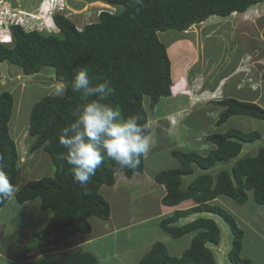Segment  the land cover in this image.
<instances>
[{"label":"trees","instance_id":"trees-1","mask_svg":"<svg viewBox=\"0 0 264 264\" xmlns=\"http://www.w3.org/2000/svg\"><path fill=\"white\" fill-rule=\"evenodd\" d=\"M69 2H102L118 9L113 13L101 11L94 22L80 30L59 12L51 14L53 28L58 32H24L18 25L9 26L14 39L12 47L0 42V64L8 62L20 68L25 76L34 75L45 67L54 70L52 79L70 82L76 72L86 68L93 83L110 80L115 91L101 101L118 107L125 117L136 114L139 123L149 135V114H154L161 98L170 96L171 63L166 47L158 34L167 31L183 32L212 17L227 18L234 13L246 12L264 0H68ZM264 78V75H263ZM147 99L148 111L144 105ZM98 99V97H90ZM13 97L8 91L0 92V153L5 157V171L16 183L18 152L9 135L8 123L13 110ZM83 103L79 94L69 87L62 97L45 96L30 110L27 135L33 139L30 152L42 149L50 158L52 175L30 180L18 188L15 201L23 204L39 200L43 211H50L47 224L32 236L46 247L57 248L76 234L91 231L89 218L103 221L110 215V206L100 194L102 186L111 187L115 182L116 165L109 160L97 169L85 186L74 182L70 166L62 158L65 149L59 143L63 127L74 119ZM223 108L216 125L224 124L232 116H246L264 121V109L255 103L225 98L215 102ZM260 138L257 132L229 129L224 133H211L205 142L213 149L201 155L196 152L171 151L178 167L162 170L152 175L156 184L165 191L163 206L174 207L191 199L195 206L174 210L160 220L159 228L172 239L193 233L189 247L180 256L168 253L162 242H154L137 264H217L208 246L218 245L220 229L211 218L199 217L182 226L174 225L182 218L196 213L217 215L225 221L232 236L227 253L230 264H251L240 257L243 231L234 218L222 207L211 202L225 197L243 206L248 197L255 207L264 204V148L253 157L238 159L230 171L211 175L203 173L183 189L182 178L193 173L192 166L208 171L217 163L236 158L242 143ZM136 169H125L121 174L131 178L145 170V155ZM251 192V196L248 193ZM8 200L0 201V208ZM25 264H98L89 252H68L60 256L45 255Z\"/></svg>","mask_w":264,"mask_h":264},{"label":"rangeland","instance_id":"rangeland-1","mask_svg":"<svg viewBox=\"0 0 264 264\" xmlns=\"http://www.w3.org/2000/svg\"><path fill=\"white\" fill-rule=\"evenodd\" d=\"M7 1L14 8H21L33 13V17H39L38 8L41 0ZM63 3L66 8H59L58 12L70 19L79 28L87 23L94 22L98 13L106 7L98 2H69L63 0ZM256 6L250 7L246 11L248 12L246 15L234 13V16L228 18L212 17L203 23L194 25L186 32L167 31L158 34L171 60L172 76H178V73H181V77L185 78L184 81L191 82L189 87L192 90L189 97L179 95L177 98L160 99L155 113L153 115L149 114L148 127L150 133L148 137L150 139V149L145 153V171L149 175L152 176V174L162 170L178 167L177 160L170 154L171 151H193L201 155L206 154L213 147L206 144L204 138L211 133H224L229 129H236L242 132L254 131L260 135L258 140L242 144V151L237 158L216 164L208 172L211 175L222 170L230 171L237 159L253 156L257 150L264 148L263 120L246 116H232L224 124L215 125L222 111V108L214 103L219 99L231 97L241 101H253L264 109V5ZM106 8L112 10L109 6ZM113 9L118 11L115 7ZM47 25H43V27H49ZM52 30L53 28H49L50 32ZM8 33L9 35L0 29V38L7 35L10 38L8 41L1 43L6 47H12L14 39L10 31ZM53 77L54 70L49 67H45L34 75L25 76L20 68L8 62L0 64V92L3 90L8 91L14 101L8 128L19 157L15 183L17 188L27 181L52 175L53 167L46 152L42 149L35 152L29 151L33 139L27 135V128L31 107L43 97L54 95ZM144 105L148 111L146 98L144 99ZM199 171L198 168H194L192 175L183 177L182 188H185V185L193 177L201 174ZM105 187L102 188L101 194L112 198L111 191L109 192ZM121 191L123 190H119L116 196L112 198L114 209L111 216L115 220L126 221L125 210L121 208L124 206L123 201L127 199L132 203L134 200L136 201L137 190L133 185L129 190L123 191V193ZM251 195V192H249L248 196ZM221 199L217 204L228 213V207L231 206L236 208L235 210L242 217L252 215L250 220H247V224H244L245 228H248L249 223L261 227V213L256 211V207L249 197L248 202L243 207L235 204L229 198L221 197ZM28 203L22 205L12 199L0 209V216L4 217V220L10 218L13 223V228L8 227L12 234H9L7 229L9 242L12 241L15 235L19 241L14 249L15 254L13 256L15 258L16 256H27L26 251L21 247V243L25 244L27 242V252L30 249L36 252L38 249L52 248L42 245L32 236L47 224L51 212L41 210L38 207L39 200L29 201ZM128 206L132 207L131 205ZM152 209L149 206L142 207L138 209L134 216L135 218H143L147 215L145 210L152 213ZM216 218L221 228V241L218 245H212L210 249L217 264H230L226 254L231 247L232 236L227 224L218 216ZM6 224L10 225V222H6ZM255 229L259 231L258 228ZM248 230L249 228L246 229V231ZM158 231L147 232L145 236L139 232L127 233V231H124L118 235H110L105 239L97 238L90 245H87L84 250L93 254L96 259L98 258L99 264L128 263L137 258L138 255H143L146 251L144 248H134L136 242L142 243V241L135 240L136 236L139 237V240L146 237L149 240H155L156 235L162 232L159 228ZM100 233L98 227L94 226L93 231L85 237L94 238ZM4 234L5 232H3ZM168 238L170 237L168 236ZM142 244L144 245V243ZM188 244L186 237L183 236L175 242L172 239L168 240L165 246L170 255L180 256ZM5 245V241L0 242L1 252H5ZM80 250L82 249H75L71 252H79ZM141 251L142 253H140ZM244 252H246L245 248ZM0 264L9 263L6 259H0Z\"/></svg>","mask_w":264,"mask_h":264},{"label":"clouds","instance_id":"clouds-1","mask_svg":"<svg viewBox=\"0 0 264 264\" xmlns=\"http://www.w3.org/2000/svg\"><path fill=\"white\" fill-rule=\"evenodd\" d=\"M136 3H142V0H136ZM104 5L112 8L108 10L105 7L103 8L105 11L115 12L114 7L105 3ZM180 74L178 73V76L171 74L168 99L177 98L179 95L191 96L192 88L189 87L191 82L184 81L185 78ZM69 87L73 93L79 94L83 101L74 114V119L68 126L62 128L59 136V143L65 149L62 158L70 166L74 182L80 186L87 185L105 160L112 161L116 165L115 174H121L125 169L138 168L140 158L150 149V139L139 123L138 115L125 117L118 107L101 102L105 96L115 91L111 81L106 79L101 83H93L88 70L81 68L70 82L56 81L54 95L64 96ZM90 97H98V99L90 100ZM4 161L5 157L0 153V201L12 200L18 192L17 186L11 182L5 171ZM216 225L218 226L217 223ZM218 228L221 234V228L219 226Z\"/></svg>","mask_w":264,"mask_h":264},{"label":"crops","instance_id":"crops-1","mask_svg":"<svg viewBox=\"0 0 264 264\" xmlns=\"http://www.w3.org/2000/svg\"><path fill=\"white\" fill-rule=\"evenodd\" d=\"M259 5L263 6L264 2L257 4L256 7H258ZM244 13L242 15H246L248 12H244ZM234 15L235 14H232L230 16L232 17ZM228 98H231V97H228ZM237 100H239V99H237ZM247 102L254 103L253 101H247ZM222 110H223V108H222ZM215 125H216V122H215ZM216 133H218V132H216ZM204 142H205V140H204ZM205 143L209 144L207 142H205ZM242 144H247V143H242ZM209 145H211L214 148V146L212 144H209ZM194 168H197V167L192 166L193 170H194ZM209 171L210 170L204 172V171L200 170L199 172H201V174H203V173H208ZM154 174H152V175H154ZM188 176H190V175H188ZM195 177H193V178H195ZM193 178H192V180H193ZM192 180H190V182ZM190 182H188V184ZM133 185H134L135 189L137 190V194L135 195V197H137V200L136 201L134 200L133 203L129 199L124 200L123 201L124 206L121 207L125 210V215H126L127 220L126 221H123V220L118 221V219L115 220L114 217L111 216L112 211L114 209L112 198L116 196V193L119 190H121V189L123 191L129 190ZM187 185H185V187ZM104 187L105 186H102L100 188V194H101L102 188H104ZM105 188H107V190L109 192L111 191L110 193H111V197H112V198H109L108 196H104L103 194H101L106 199V201L108 202V204L110 206L109 218L105 221H103L97 217H94V216L89 218L91 231H93L94 226L98 227V230L101 231L100 234H97L98 235L97 237H94V238L85 237L86 235H89L90 233L76 234L74 236H71L69 239H67L63 243H61L60 246L57 248L52 249L53 248L52 247V248H48V249L44 248L43 250L38 249L36 252H33V250H31V249L29 252H27V248H28L26 246L27 242L25 244L21 243V247L24 251H26L27 256H25V257L16 256V258H15L13 256V254H15L14 249H15V245L19 241H18L17 236L15 235L14 238L12 239V241L9 242L8 231H7L8 227L11 226V228H13V223L10 220V218H8L7 220H4L3 219L4 217L0 216V242H2V241L6 242V245L4 248L5 252L0 251V259H6L9 264H25L26 262L31 261L32 259H36V258L42 257L44 255H61L64 253L74 251L75 249H82L79 252H88V251H85L84 248L87 245H90L92 242H94V240H96L97 238L105 239V238H108L110 235H118L119 233H123L124 231H127V233L128 232H139L141 235L145 236V234L147 232L152 233L154 231H158L160 220L165 218V217L170 216L174 210H186V209H189V208L195 206L193 200H191V199L185 200V201L181 202L180 204H178L177 206H174V207L163 206L161 204V199L165 194L164 188L162 185L156 184L154 182V180L152 179V176L149 175L147 173V171H145V170L143 171L142 174H135L131 178H127L126 176H124V174H116L114 184L111 187L106 186ZM123 191H121V193H123ZM219 200H222L221 197L214 199L211 203L214 205L220 206L217 204V202ZM8 202H10V200H8ZM28 202L23 203L22 205H27V204H29ZM38 205H39V203H38ZM128 205H131L132 207H129ZM4 206H2L1 208H3ZM147 206L153 208L152 213L149 212L148 210H145L147 213V215L145 217L135 218L134 214L138 211V209H141L142 207H147ZM243 206H241V207H243ZM228 208H229V213L233 216V218H235V222L237 223V226L240 229H242L243 234H244L243 238H242V248L240 251V257L247 259V260H250L251 264H264V205H258L256 207V211L261 213L260 214V218H261L260 222H262L260 225L261 227H257V224H254L255 226H253V223H249L248 228L251 232L249 230L246 231V229H248V228H245L244 224L245 225L247 224V222L250 220L252 215L249 217H246V216L242 217L235 210L236 208L233 207L234 210H232L233 208L231 206H229ZM199 217L211 218L220 227L218 220L216 218V215H212L209 213H196V214L193 213V214L187 216V218L180 219L174 225L182 226L183 224L191 222L194 219L199 218ZM237 218H239V219L237 220ZM6 222H10V225H7ZM254 223H255V221H254ZM15 227H17V226H15ZM255 228H258L259 231ZM3 232H5L4 235H3ZM255 233H258V234H255ZM9 234H12V232L10 230H9ZM184 236L186 237V242H188L190 244V240L193 236V233L186 234ZM131 237L135 238L134 236H131ZM138 238L139 237L136 236L135 240L142 241V243H144V245L141 242H136L134 248H136V249L144 248V250H146L144 254H146L150 250V248L154 242L159 241V242H162L164 245H166L167 241L172 239L171 237L168 238V235L163 233V231L161 233H158V235H156L155 240H152V239L149 240V238H147V237L142 238V240H139ZM181 238H183V236ZM181 238H179V239H181ZM113 239H114V236H113ZM179 239H172V240H174V242H175ZM189 244H188L187 248L189 247ZM59 248H60V250H59ZM244 248H245L246 252H244ZM144 250H142V251H144ZM142 251L140 253H142ZM54 253H57V254H54ZM143 255H138V257L133 260L134 262L133 261L128 262V263L124 262L123 264H137V262L139 261V259ZM226 257H227V254H226ZM97 263L99 264L98 258H97Z\"/></svg>","mask_w":264,"mask_h":264},{"label":"built area","instance_id":"built-area-1","mask_svg":"<svg viewBox=\"0 0 264 264\" xmlns=\"http://www.w3.org/2000/svg\"><path fill=\"white\" fill-rule=\"evenodd\" d=\"M50 2L53 0H49ZM55 4V2H54ZM54 4L51 5V7L54 6ZM32 14L26 13L21 10L12 9L9 3L0 0V29H2L4 32H6L9 35V29L8 26L12 24H20L24 31H30L33 27H38L39 31L43 29V27L38 26L34 23H29V20L33 19ZM33 22V21H31ZM58 30L55 29L53 32H57ZM0 38V42L8 41L10 38L9 36Z\"/></svg>","mask_w":264,"mask_h":264},{"label":"bare ground","instance_id":"bare-ground-1","mask_svg":"<svg viewBox=\"0 0 264 264\" xmlns=\"http://www.w3.org/2000/svg\"><path fill=\"white\" fill-rule=\"evenodd\" d=\"M3 1H5V2H7V3H9L7 0H3ZM66 1H68V0H66ZM54 2H55V4H54ZM98 3H102V2H99V1H97ZM52 4H54V6L53 7H51V5ZM62 4V5H61ZM102 4H104V3H102ZM9 5L11 6V8L12 9H16V8H14L10 3H9ZM61 5V6H60ZM59 8H66V5L63 3V0H53V2L51 3L49 0H41V3L39 4V8H38V12H39V17H41V18H39V17H33V13H30V12H27V11H25V10H22L21 8H19V9H16V10H21V11H24V12H26V13H29V14H32V16H29V17H32L33 19H31V20H29V23L31 24V23H34V24H36V25H38V26H42L43 27V25H46V24H48L47 26H49V27H43V29L41 30V31H44V32H47V31H49V28H53V22H52V20H51V18H50V16H51V14H53V13H55V12H58V9ZM52 10V11H51ZM101 11H104V9L103 10H101ZM100 11V12H101ZM99 12V13H100ZM99 13H98V15H99ZM244 13V12H243ZM97 15V16H98ZM44 17V18H43ZM31 21H33V22H31ZM13 26H15V25H18V26H20L21 27V25L20 24H12ZM9 26H11V25H9ZM9 26H8V29H9ZM22 28V27H21ZM81 28H79V27H77V30H80ZM22 30H23V28H22ZM53 30H55L54 28H53ZM189 30V29H188ZM187 30V31H188ZM24 31V30H23ZM30 31H38L39 32V29H38V27L36 26V27H33L32 29H30ZM24 32H26V31H24ZM27 32H29V31H27ZM58 32V31H57ZM57 32H54V33H57ZM183 32H186V31H183ZM225 99V98H224ZM219 100H222V99H219ZM219 100H217V101H219ZM216 101V102H217ZM215 103V102H214ZM145 155V154H144ZM234 159V158H233ZM232 160V159H231ZM230 161V160H229ZM228 162V161H227ZM218 164V163H217ZM214 167V166H213ZM224 209V208H223ZM225 210V209H224Z\"/></svg>","mask_w":264,"mask_h":264}]
</instances>
